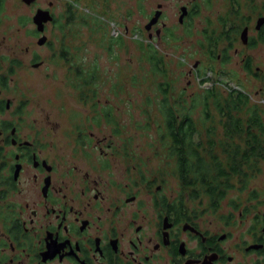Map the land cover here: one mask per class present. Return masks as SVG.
<instances>
[{"label":"flooded vegetation","instance_id":"1","mask_svg":"<svg viewBox=\"0 0 264 264\" xmlns=\"http://www.w3.org/2000/svg\"><path fill=\"white\" fill-rule=\"evenodd\" d=\"M175 1L177 28L190 35L199 3L211 0ZM224 1L233 12L218 18L217 30L205 27L201 33L207 47L214 44L212 35L221 38L214 58L207 47L202 51L227 67L240 56L239 41L246 50L264 45V23H257L264 0L254 36L252 17L239 13V0ZM51 6L42 10L53 22ZM164 11L158 3L149 14L148 39L175 36L173 23L163 22ZM156 12L158 19L147 28ZM67 18L64 12L59 21ZM58 54L77 90L62 106L60 121L45 114L30 125L25 103L15 101L14 64L0 74V264H264V195L247 188L246 203L210 206L209 213L187 206L191 191L180 183L169 149L165 164L151 168L159 149L150 158L124 143L113 145L106 135V93L93 91L92 68L71 64L67 50ZM240 63L247 70L252 62L242 55Z\"/></svg>","mask_w":264,"mask_h":264},{"label":"rangeland","instance_id":"2","mask_svg":"<svg viewBox=\"0 0 264 264\" xmlns=\"http://www.w3.org/2000/svg\"><path fill=\"white\" fill-rule=\"evenodd\" d=\"M50 2L52 6L49 10L54 21L46 25L43 33H38L32 17L37 9H48ZM239 2V13L252 17L250 35L254 36L253 26L261 12L263 0ZM158 3L165 6L163 22L168 26L173 23L171 28H175V36L170 39L163 35L160 39L154 36L150 40L144 30L149 14ZM199 4L202 7L199 5L198 16L191 22L190 35H183L175 20V0H36L29 5L22 0H0V74L5 66L14 64L15 101L21 99L25 103L24 115H27L30 125L33 119H40L45 114L60 121L58 117L61 113L66 114V108L61 110L62 106L67 104L68 99H73V94L77 92L73 76L69 72L67 74V65L58 54L60 49L69 51L74 56L71 64H82L84 70L95 69L92 88L94 92L106 93V112L110 113L109 118L112 119L109 122L106 118V135L111 136L109 140L113 145L124 143L137 156L150 158L157 148L161 152L154 155L149 166H162L167 161L166 147L156 144L166 133L159 110L163 99L161 90H165L169 104L177 107L179 105L176 103L184 99L188 106L190 99L220 82L218 90L233 89L246 93L250 106L261 109L264 116V45L246 50L239 41L236 48L240 56L233 57L227 67L219 66L214 59H207L202 51V47L207 45L201 30L205 27L217 30L218 18L233 12V9L224 0ZM64 12H68L71 18L65 22L59 21V16ZM41 36L47 38L45 46L37 45ZM111 39L113 45L109 47ZM149 44L162 58L158 73L147 62L145 50ZM206 49L207 55L214 58L217 49L212 48L211 53L208 47ZM220 49L221 46L218 51ZM242 55H249L251 59L249 71L242 68ZM39 61L43 62L41 68L32 70L31 64ZM195 62H199V66L194 71ZM203 77L207 79L201 84ZM202 113L200 106L194 109L193 121L199 137L195 141L202 140L205 144V131L213 126L214 138L220 145L224 141L223 120L220 121L221 117L213 109L210 110L212 117L208 120ZM215 152L224 162L226 155L218 148H215ZM120 161L124 166V161ZM256 169L252 172L246 170L250 178L247 188L257 189L263 196L264 163H258ZM230 184L234 187L219 203H246L249 195L240 182L233 179ZM189 198L187 206L190 208L198 207L205 212L211 210L208 197L202 195L193 199L190 194Z\"/></svg>","mask_w":264,"mask_h":264},{"label":"trees","instance_id":"3","mask_svg":"<svg viewBox=\"0 0 264 264\" xmlns=\"http://www.w3.org/2000/svg\"><path fill=\"white\" fill-rule=\"evenodd\" d=\"M261 37V43L264 44V35ZM220 39L212 35L210 42L214 44L208 47L216 49ZM109 42L110 47L113 45V39ZM145 51L147 62L152 70L158 73L162 58L151 44L147 45ZM247 70L249 71V68ZM89 77L95 79L94 68L91 69ZM205 81L202 79L201 84ZM219 83L204 89L200 96L190 99L188 106L184 99L176 103L179 105L177 107L169 104L165 90H161L163 99L159 109L166 132L165 136L161 137V142H164L166 149H169L175 159L176 174L180 183L183 188L192 190L193 199L202 195L208 197L209 206L220 204L227 191L234 187L230 184L233 179H237L242 189L247 190L250 178L246 170L257 171L258 163H264V116L261 109L250 106L249 95L242 91L224 89L221 92L217 88ZM197 106L201 107L202 116L206 120L212 117L211 109L221 117L222 138L224 137L225 142L222 140L220 145L217 144L213 126L205 131V144L202 140L195 141V138L199 139L197 125L193 121L194 109ZM109 117L110 113L106 112L107 121L111 122ZM215 148L226 155L224 162L220 154L215 152Z\"/></svg>","mask_w":264,"mask_h":264},{"label":"water","instance_id":"4","mask_svg":"<svg viewBox=\"0 0 264 264\" xmlns=\"http://www.w3.org/2000/svg\"><path fill=\"white\" fill-rule=\"evenodd\" d=\"M34 1L35 0H22V2L27 4V5L33 3ZM159 15H160V12H156L155 16L149 22L147 28H149L151 25H153L156 22V20L158 19ZM51 21H52V17L50 15L49 11H47V10L37 9L35 14H34V16L32 17V22L35 25L36 31L38 33H43L44 25L46 23L51 22ZM257 23L258 24L259 23L263 24L264 23V17L259 19ZM245 35H246V31H244L242 33V39H244ZM45 42H46V37L45 36H41L38 39V41H37V45L42 46V45L45 44Z\"/></svg>","mask_w":264,"mask_h":264}]
</instances>
